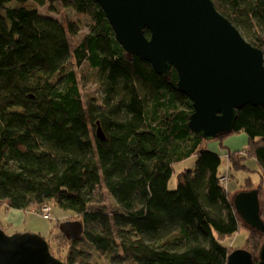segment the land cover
Wrapping results in <instances>:
<instances>
[{
  "label": "trees",
  "instance_id": "16d2710c",
  "mask_svg": "<svg viewBox=\"0 0 264 264\" xmlns=\"http://www.w3.org/2000/svg\"><path fill=\"white\" fill-rule=\"evenodd\" d=\"M212 1L264 53V0ZM46 6L78 17L65 25L39 11ZM83 29L72 49L69 34ZM74 65L91 70L97 93L84 99ZM177 82L174 69L166 78L129 56L94 0H0V211L70 212L83 234L53 239L66 264H228L243 229L223 183L230 174L221 175V154L190 129L192 103ZM239 134L248 146L228 152L227 167L251 171L243 161L257 160L260 183L242 188L258 192L264 216L262 107L241 109L216 141L224 149ZM191 158L171 190L175 165ZM263 243L248 230L241 248L257 264Z\"/></svg>",
  "mask_w": 264,
  "mask_h": 264
},
{
  "label": "water",
  "instance_id": "95a60500",
  "mask_svg": "<svg viewBox=\"0 0 264 264\" xmlns=\"http://www.w3.org/2000/svg\"><path fill=\"white\" fill-rule=\"evenodd\" d=\"M94 1L129 56L149 63L166 78L172 69L177 72V88L192 103L189 127L197 136L214 141L233 131L244 107L264 109V53L243 37L212 0ZM97 137L106 140L101 127ZM233 202L246 227L264 235L258 192L244 191ZM59 229L69 240L83 234L80 221L64 222ZM0 264L66 263L51 253L41 235H7L0 226ZM228 264L255 262L248 251L237 249L229 255ZM257 264H264V243Z\"/></svg>",
  "mask_w": 264,
  "mask_h": 264
},
{
  "label": "rangeland",
  "instance_id": "374dc122",
  "mask_svg": "<svg viewBox=\"0 0 264 264\" xmlns=\"http://www.w3.org/2000/svg\"><path fill=\"white\" fill-rule=\"evenodd\" d=\"M27 7L36 8L37 6L33 3H29ZM39 11L42 14H49L59 19L65 25L68 24L69 19L73 20L78 17L73 10L64 8L62 6H58V11H59L58 13L55 11H51L49 6L41 7V8L39 7ZM85 33H86V29H83L80 32V34L76 37H72L69 34V41L71 43L72 49L83 38ZM73 68L78 72L80 90H81V93L84 99L88 98L87 96L92 95V93H97L98 85L95 82H92V79H89L90 75H92L91 70L89 69L87 70L85 68L83 71H81L77 69L75 65L73 66ZM223 144H224V149L221 148L219 141L214 140V141H210V143L208 144V147L210 150H215L222 155L220 173L221 175L230 174V176L226 177V180H224L223 183L226 185L228 191L231 194V197L234 199L238 194L244 192V189L242 187L245 185L246 180L251 179L255 183H260L261 176H260V173L258 172V162L255 158L248 157L246 160L243 161L244 164L251 171L235 169L233 165H232V168L230 169L227 167V157L226 156L228 152L243 151V150L246 151V148L248 146V138L246 137L245 134L229 136L228 138H226ZM231 144L235 146V148ZM193 166H194L193 158L186 160L185 162L181 164L175 165L176 173L170 182L171 190L176 189V179H177L178 172H180L182 168L193 167ZM256 188L257 187L255 186L254 189ZM110 203L111 201L109 199V204ZM263 215H264V208H263ZM261 217L264 221V216H261ZM71 221H76V220H73L72 216H70V212L66 213V212H63L62 210L54 208L52 212V220L44 219L42 217V213L39 211L24 212L21 224L20 225L15 224V226H13L12 223H10L11 221L10 220L8 221L7 211L5 209L0 211V222H1L0 226L7 235H12L15 233H34V234L41 235L49 242L50 250L53 255L57 254L58 251L60 252V250L58 249V246L55 244V240H53L55 235L60 234V229L57 227V225L61 224L60 222L64 223V222H71ZM241 223L243 224V229L237 234V236L233 238V241H232V247L236 248V250L243 249L241 247L243 246L244 242L246 241L248 237L249 229L248 227H246L243 221ZM56 257H58V255ZM126 264H129V263H126Z\"/></svg>",
  "mask_w": 264,
  "mask_h": 264
},
{
  "label": "crops",
  "instance_id": "0c3cea01",
  "mask_svg": "<svg viewBox=\"0 0 264 264\" xmlns=\"http://www.w3.org/2000/svg\"><path fill=\"white\" fill-rule=\"evenodd\" d=\"M244 140V139H243ZM245 143V142H244ZM229 145V144H228ZM232 145V144H231ZM233 146V145H232ZM247 146V145H246ZM235 148V146H233ZM217 152V151H216ZM219 153V152H218ZM220 154V153H219ZM222 156V155H221ZM226 156V155H224ZM23 213L21 211H8L7 215H8V221L10 220L13 226H15V224L20 225L23 219Z\"/></svg>",
  "mask_w": 264,
  "mask_h": 264
},
{
  "label": "built area",
  "instance_id": "2783aa9c",
  "mask_svg": "<svg viewBox=\"0 0 264 264\" xmlns=\"http://www.w3.org/2000/svg\"><path fill=\"white\" fill-rule=\"evenodd\" d=\"M224 180H226V177L224 178ZM41 213L43 214L42 216L45 219H51L52 208L49 205H45L42 208Z\"/></svg>",
  "mask_w": 264,
  "mask_h": 264
}]
</instances>
